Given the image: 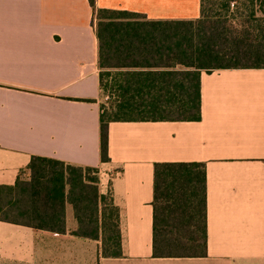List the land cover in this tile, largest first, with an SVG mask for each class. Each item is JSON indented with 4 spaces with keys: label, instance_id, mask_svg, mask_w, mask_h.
<instances>
[{
    "label": "crops",
    "instance_id": "crops-1",
    "mask_svg": "<svg viewBox=\"0 0 264 264\" xmlns=\"http://www.w3.org/2000/svg\"><path fill=\"white\" fill-rule=\"evenodd\" d=\"M94 2L0 0V186H15L33 157L99 169L100 195L119 209L122 256L72 235L67 205L66 234L0 221V264H264V69L202 73L200 121L110 123L104 163L97 11L195 20L201 0ZM159 163L206 167L199 257L154 255Z\"/></svg>",
    "mask_w": 264,
    "mask_h": 264
},
{
    "label": "trees",
    "instance_id": "trees-1",
    "mask_svg": "<svg viewBox=\"0 0 264 264\" xmlns=\"http://www.w3.org/2000/svg\"><path fill=\"white\" fill-rule=\"evenodd\" d=\"M96 34L101 88L115 93L111 110L101 106L104 163L110 123L200 121L202 73L264 69V0H201L195 20L99 10ZM23 174L15 186H0V221L66 234L70 205L72 235L100 240L104 258L122 256L119 209L100 195L99 169L33 157ZM206 182L203 164H156L155 257L205 254Z\"/></svg>",
    "mask_w": 264,
    "mask_h": 264
},
{
    "label": "rangeland",
    "instance_id": "rangeland-1",
    "mask_svg": "<svg viewBox=\"0 0 264 264\" xmlns=\"http://www.w3.org/2000/svg\"><path fill=\"white\" fill-rule=\"evenodd\" d=\"M107 82V79L106 81ZM106 84V83H105ZM113 91L111 89H108L106 91H102V98L100 99L101 101V106L106 108L107 110H111V102L113 99Z\"/></svg>",
    "mask_w": 264,
    "mask_h": 264
}]
</instances>
